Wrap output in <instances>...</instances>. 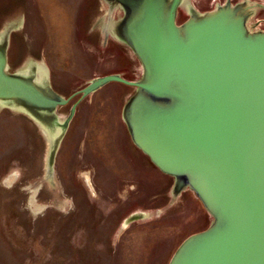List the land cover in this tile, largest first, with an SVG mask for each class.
<instances>
[{"label":"rangeland","instance_id":"1","mask_svg":"<svg viewBox=\"0 0 264 264\" xmlns=\"http://www.w3.org/2000/svg\"><path fill=\"white\" fill-rule=\"evenodd\" d=\"M225 1L187 3L204 13ZM106 11L101 0H0V33L12 29L10 70L42 63L66 96L94 77L124 73L128 52L104 45L93 25ZM261 19L258 8L251 22ZM132 91L110 82L78 105L51 176L48 135L0 106V264H168L186 237L210 224L192 192L171 199L173 178L130 141L121 112ZM134 210L149 216L119 231Z\"/></svg>","mask_w":264,"mask_h":264},{"label":"water","instance_id":"2","mask_svg":"<svg viewBox=\"0 0 264 264\" xmlns=\"http://www.w3.org/2000/svg\"><path fill=\"white\" fill-rule=\"evenodd\" d=\"M116 1L126 12L121 36L142 66L138 80L94 77L65 98L42 63L10 70L8 29L0 33V106L48 135L52 173L75 105L65 119L56 108L110 82L134 87L122 112L131 141L211 218L168 264H264V30L251 22L264 6L226 0L201 13L187 0ZM184 3L189 17L177 25Z\"/></svg>","mask_w":264,"mask_h":264},{"label":"flooded vegetation","instance_id":"3","mask_svg":"<svg viewBox=\"0 0 264 264\" xmlns=\"http://www.w3.org/2000/svg\"><path fill=\"white\" fill-rule=\"evenodd\" d=\"M101 1H103L106 4V7H107V11L106 12L109 14V17L108 16H107V18L103 17L102 22H97V23L93 24L94 28H95V31L97 32L98 35H100L101 32L103 33L104 43H105L104 45L110 44L111 41H112L114 44L117 43L121 47H124L125 53L128 52V56L131 57L130 58L131 60H129V62L127 64V67H126V71H124V73L125 72L127 73L128 71H130V72L132 71L133 73L135 72L136 73L135 78L134 79H129V80H138L140 75L143 72L141 63L136 58L132 48L129 47L128 44L125 43L124 39L121 36L122 25H123L122 21L125 18L126 12L124 11L122 5H120L116 0H113V1L112 0H101ZM236 3H239V2H236ZM219 4H222V3H219ZM261 9H264V8H261ZM177 10L178 11H177V15H176V18H175V22H176L177 25H182V24L185 23V20H187L188 17H189V14H188L189 5L187 6V4L184 3L183 5L178 7ZM114 13H115L116 16L113 18L112 16H113ZM255 24H257V26L264 25V19L257 20ZM8 29H10V28L8 27L6 30H8ZM10 30H12V29H10ZM107 41H108V43H107ZM116 73L121 74L123 77L125 76L123 72H116ZM139 73H140V75H139ZM125 79H127V78H125ZM125 86H127V85H125ZM129 87H131L133 89V91L129 95V97H131L133 95V93H134V87H132V86H129ZM53 90L57 94L65 97V98H70V96H72L75 92H77L80 89H77V90L71 92L70 95H67V96L64 95V94H61L59 91L57 92L54 87H53ZM129 97L125 100V103L129 99ZM74 98H75V100L72 101ZM88 98L89 97H85V98L82 99V101L83 100H87ZM79 99H80L79 95L73 96L66 105L58 106L56 108L57 110L55 111V114L58 117L65 119V118H67L70 115L72 107L75 105V107H74L75 111H74L73 117L71 118V121H72V119L74 118V116L78 112V108H77L78 105L82 103V101H79ZM125 103L123 104L122 112H123V110L125 108V106H124ZM122 112H121V118H122ZM123 122H124V120H123ZM70 124H71V122H70ZM70 124H69V126H71ZM125 127H126V125H125ZM126 130H127V128H126ZM128 135H129V132H128ZM129 138H130V135H129ZM130 141H131V139H130ZM133 145L140 153H142L135 146L134 143H133ZM142 154L145 155L144 153H142ZM55 163H56V158H55L53 167L55 166ZM53 171H54V169H53ZM51 174L52 173L47 170V176H49V175L51 176ZM183 191H187V190H183ZM183 191L181 190L179 193H175L174 179H173V184H172V189H171V199L174 200L175 198H177V196H180V194ZM147 211L134 210L133 212H130V214L128 216L124 217V219H122L121 223L119 224L120 225L119 231H121V230L123 231L127 226L131 225V223H133L134 221L145 220L149 216V213Z\"/></svg>","mask_w":264,"mask_h":264}]
</instances>
